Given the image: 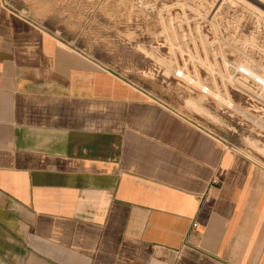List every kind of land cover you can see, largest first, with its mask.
Instances as JSON below:
<instances>
[{"label":"crops","instance_id":"1","mask_svg":"<svg viewBox=\"0 0 264 264\" xmlns=\"http://www.w3.org/2000/svg\"><path fill=\"white\" fill-rule=\"evenodd\" d=\"M0 264H264V168L0 0Z\"/></svg>","mask_w":264,"mask_h":264},{"label":"rangeland","instance_id":"2","mask_svg":"<svg viewBox=\"0 0 264 264\" xmlns=\"http://www.w3.org/2000/svg\"><path fill=\"white\" fill-rule=\"evenodd\" d=\"M3 1L264 168V0Z\"/></svg>","mask_w":264,"mask_h":264},{"label":"bare ground","instance_id":"3","mask_svg":"<svg viewBox=\"0 0 264 264\" xmlns=\"http://www.w3.org/2000/svg\"><path fill=\"white\" fill-rule=\"evenodd\" d=\"M263 79V78H262ZM264 80V79H263ZM258 83V82H257ZM261 87H264V82L263 83H258ZM193 103V102H192Z\"/></svg>","mask_w":264,"mask_h":264}]
</instances>
